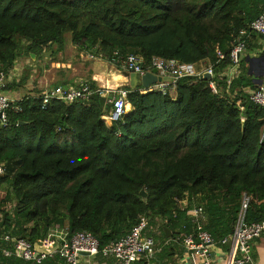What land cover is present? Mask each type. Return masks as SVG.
Wrapping results in <instances>:
<instances>
[{"label":"trees","instance_id":"trees-1","mask_svg":"<svg viewBox=\"0 0 264 264\" xmlns=\"http://www.w3.org/2000/svg\"><path fill=\"white\" fill-rule=\"evenodd\" d=\"M263 12L264 0H0V73L22 54L31 63L58 56L69 35L77 52L109 59L118 50L139 56L144 69L153 58L204 62L219 88L213 94L209 81L185 77L171 98L126 86L130 110L110 126L102 117L111 107L98 94L88 103L53 101L46 110L40 91L15 103L21 112H9L0 127V264H34L4 257V234L34 244L54 229L68 237L88 232L102 249L140 219L159 223L174 246L160 255L169 259L195 231L192 207L202 208L203 229L220 241L233 231L243 194L251 198L246 223H263L264 108L245 93L257 86L243 60L228 87L223 76L236 39L249 33V49L256 35L249 26Z\"/></svg>","mask_w":264,"mask_h":264},{"label":"built area","instance_id":"built-area-1","mask_svg":"<svg viewBox=\"0 0 264 264\" xmlns=\"http://www.w3.org/2000/svg\"><path fill=\"white\" fill-rule=\"evenodd\" d=\"M250 32L264 39V12L251 23ZM250 34L242 32L236 39V43L229 53L230 66L223 73L226 77V85L239 76L240 63L246 50V41ZM219 61L224 60L225 55L216 51ZM80 58L84 61L104 62L117 72L128 74H138L143 76L151 70H156V77L159 78L155 84L148 88H141L140 93L156 92L174 98L176 83L179 79L185 77H203L204 73L211 75L213 79V68L210 65L180 64L176 61H164L160 58H153L148 69H144L142 60L139 56L133 54H121L115 50L109 59H106L101 53L82 52ZM142 63V64H141ZM209 81V88L213 94L219 93L216 82ZM7 75L0 73V127L8 126V113L21 112L15 104L21 100L13 101L4 93L6 89ZM264 84V83H263ZM248 99L256 106L264 108V86H257L254 90L245 92ZM98 94L105 99L106 104L110 105V110L102 117L106 126L123 123L125 116L130 110L127 100L128 91L125 87L111 88L100 84L93 89L88 82H82L77 87H64L57 85L46 88L39 95L41 109L46 110L47 106L53 102H62L65 104L88 103L90 99ZM264 141V129L261 136ZM4 173V168L0 166V174ZM251 198L243 194L241 199L240 211L234 224L232 233L215 241L204 229L201 224L203 210L200 207H192L189 211L191 223L195 227L194 233L185 236L182 246L187 253H191L194 258L200 261V264H219V260L212 256V247H227L221 264H252L251 249L252 242L258 239L263 232V223H246L245 212ZM182 206L181 208H184ZM148 222L140 219L137 225L123 238L111 242L102 249L99 248L97 239L88 232H77L68 237L64 231L58 229L50 230L40 240L36 241L44 249L56 250L45 254L37 252L33 243L14 237L10 234L1 236V240L7 245L3 249V256L15 257L24 262L42 264L49 258L58 257L61 264H80L84 258H94L101 256L110 259L115 264H134L141 260L149 261L153 259L157 252L155 240L147 236Z\"/></svg>","mask_w":264,"mask_h":264},{"label":"crops","instance_id":"crops-1","mask_svg":"<svg viewBox=\"0 0 264 264\" xmlns=\"http://www.w3.org/2000/svg\"><path fill=\"white\" fill-rule=\"evenodd\" d=\"M254 36L255 37L251 38L249 41V49L246 48L245 50L242 59L243 61L245 60L246 57H259L264 53V39L258 38L257 37L258 35H254ZM65 53H69V55L71 56H69V59L66 62L67 69L65 70L63 69L62 71L64 73L63 74L62 72L57 70V67L58 66L63 67L64 65L57 64L56 68L53 69V65H54L53 62L58 63L65 55ZM81 53L82 52L75 51V48L70 44L69 39H66L64 51L59 53L58 56L56 57H52L49 54L45 56L40 55L39 58H37V61L33 62L34 60H36L34 56V60H32L33 63L28 64L27 58L22 54L16 60L13 69L8 74H6L7 83L4 93L9 97V99L13 101L21 100L24 96H27L28 94L32 95L35 93L33 83L38 80H39L37 82L38 85L44 86L40 91L41 93L46 88L54 87L57 85H61L64 87H77L78 85H80V83L88 82V80L94 82L96 86H100V84H102L111 88L126 87L129 85L128 82L129 78H125L123 74L115 71L112 67H110L104 62H100V61L88 62L82 60L80 58ZM42 59L45 61L47 60L52 61V64L51 66L49 64L44 65L43 72L49 74L47 79L41 80V78H39L37 80V76H38L37 67H39V62ZM74 61L79 63H77L76 65H72L73 63H75ZM244 63H245V67L248 69L247 63L245 61ZM202 64L207 65L204 62H202ZM85 65H87V67H85ZM27 68L30 69V71L28 72L29 75H27L28 77L27 81L24 82L23 81V79H25L24 74ZM241 70L242 68L240 63V72ZM250 78L252 79V77ZM247 90L249 89H245V92ZM188 201H189L188 199L183 201L181 203V207L184 206L185 204H188ZM263 227H264V222H263ZM164 242L166 243L165 246H167L169 243L170 245L173 244L169 240ZM161 250H162L161 248H157L156 254L161 252ZM175 250H173L172 259H175L177 264L178 263L200 264V261L194 258L191 253H187L186 250L183 248V246ZM226 251H227V247H220V246L212 247V256L214 259L219 260V264H221L222 263L221 259L224 257ZM251 258H252V264H264V229L261 236L252 242ZM80 264H115V262L110 259H105L101 256H97L94 258H84L81 260Z\"/></svg>","mask_w":264,"mask_h":264},{"label":"water","instance_id":"water-1","mask_svg":"<svg viewBox=\"0 0 264 264\" xmlns=\"http://www.w3.org/2000/svg\"><path fill=\"white\" fill-rule=\"evenodd\" d=\"M30 57L32 60H34V55L30 54ZM247 63V75L249 77H252V80L254 83H256V86H264V53L259 57H246L244 60ZM142 64V63H141ZM129 87L131 89H135L138 86H141L142 88H148L149 86L155 84L157 81H159V78L156 77V70L153 69L150 72L144 74L143 76H140L138 74L132 73L129 74ZM205 81H210L212 79L211 75L204 73L202 77ZM141 197L145 198L146 194L142 190L140 192ZM164 231L166 232V238L170 237V233L167 229L164 228ZM34 249L39 253H45L49 254L56 250V247L52 249H44L43 247L39 246L37 243L33 244Z\"/></svg>","mask_w":264,"mask_h":264},{"label":"rangeland","instance_id":"rangeland-1","mask_svg":"<svg viewBox=\"0 0 264 264\" xmlns=\"http://www.w3.org/2000/svg\"><path fill=\"white\" fill-rule=\"evenodd\" d=\"M65 39H69V35H66L65 36ZM64 54V53H63ZM63 54H62V56H63ZM42 56H45V55H48L47 53H45V54H41ZM69 56H71V55H69V53H65V55L62 57V59L57 63V62H53L54 63V65H53V69L54 68H56V65L58 64V65H64L63 67L62 66H58L57 67V70H59L60 72H62L63 71V69L65 70V69H67V66H66V62L68 61V59H69ZM26 58H28L27 56H25ZM43 60V59H42ZM40 61L39 62V67H37V69H38V76H37V80L39 79V78H41V80H46L47 79V77L49 76V74L48 73H45V72H43L44 71V65L45 64H49L50 66H51V64H52V61H45V60H43V61ZM75 62V61H74ZM27 63L28 64H31V62L29 61V59H27ZM77 63H79V62H75V63H73L72 65H76ZM71 65V66H72ZM85 67H87V65H85ZM110 69V68H109ZM27 71H30V69H26V71H25V74H24V76H25V78L27 77V74H28V72ZM47 72V71H46ZM63 73V72H62ZM64 74V73H63ZM39 81V80H38ZM38 81H35L34 83H33V87H34V90L37 92V91H41V89L44 87V86H39L38 85ZM159 227V223L157 222V221H155V222H153V223H151V224H149V226H148V228H147V234L146 235H151V236H153L154 238H155V242H156V246H157V248H161L162 250H161V252H159V253H157L156 255H154L155 257L153 258V259H151V260H149V261H146V262H148V264H177L176 263V261H175V259H172L173 258V256H171L169 259L167 258V257H165L164 255H163V257L161 256L160 257V255H161V253H162V251L164 250L165 252H168L169 251V249L170 248H173L174 249V246H173V244L172 245H170V243L167 245V246H165L166 245V243L163 241V239H162V237H161V235H160V229L158 228ZM172 249V250H173ZM172 250H171V252H172ZM175 263H174V262ZM135 263H137V262H135ZM134 263V264H135ZM179 264V263H178Z\"/></svg>","mask_w":264,"mask_h":264}]
</instances>
